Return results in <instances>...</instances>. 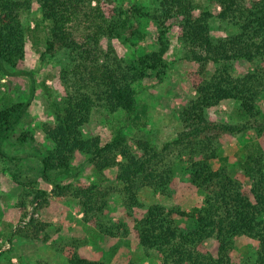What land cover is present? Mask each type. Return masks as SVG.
<instances>
[{
  "label": "trees",
  "instance_id": "obj_1",
  "mask_svg": "<svg viewBox=\"0 0 264 264\" xmlns=\"http://www.w3.org/2000/svg\"><path fill=\"white\" fill-rule=\"evenodd\" d=\"M32 1L0 0V72L32 79L27 102L0 109V176L7 163L19 160L6 152L5 144L26 115L36 89L33 73L24 68V17L31 13ZM36 1L43 21L50 23L46 45L38 50L40 62L52 61L60 67L64 93L50 104L53 122L42 126L53 149L36 155L42 165L41 179L51 185L52 192L23 190L17 206L22 214L20 224L28 218V204L38 210L50 197L69 199L80 206L86 225L111 238L127 236L126 224L107 218L109 202L116 195L133 223L142 251L147 256L156 252L161 264H238L232 255L238 237L258 243L255 259L246 258L241 264H264V149L253 142L242 148L238 157L242 178L233 177L227 167H213L220 155L221 137L264 127L258 108L264 95V0H210L219 8L217 14L208 10L197 14L198 0H155L147 12L136 6H117L115 0ZM143 18L155 24L158 47L125 59L113 42L142 41L145 34L139 20ZM216 23L227 32L225 36H212ZM173 26L184 58L198 66L189 73L195 97L181 107L182 130L177 138L162 148L139 131L130 138L117 129L105 144L98 136L84 138L82 129L95 110L121 113L127 124L140 127L145 112L139 111L137 97L143 82L150 77L161 81L169 70ZM242 60L254 67L234 77L232 66ZM225 101L238 102L247 121L231 125L211 120L209 110ZM26 137L23 133L19 138L22 148L28 147ZM77 154L87 156L99 176L117 168L115 184L76 181L78 171L72 162ZM182 159L189 164L192 184L206 195L203 206L190 213L158 203L145 206L141 195L146 190L169 195L174 167ZM13 178L17 181L18 177L14 174ZM141 209L145 213L138 217ZM177 218H187L193 226L184 230ZM46 228L32 217L13 235L48 242L47 235L41 237ZM211 239L218 242L215 256L204 247ZM79 247L77 240L54 245L68 264H104L82 257Z\"/></svg>",
  "mask_w": 264,
  "mask_h": 264
},
{
  "label": "rangeland",
  "instance_id": "obj_2",
  "mask_svg": "<svg viewBox=\"0 0 264 264\" xmlns=\"http://www.w3.org/2000/svg\"><path fill=\"white\" fill-rule=\"evenodd\" d=\"M209 1H197L200 8L197 14L200 10H208L214 14L219 12V8L212 6ZM115 5L125 9L136 6L147 12L154 7L155 0H115ZM24 25L27 30L24 68L33 73L36 89L26 115L11 133L12 138L5 144L6 152L18 157L19 160L7 163L0 176V264H68L65 256L58 252L54 245L70 240H77L80 243L79 253L82 257L104 264H161L156 252L147 256L142 251L133 231V223L125 216L121 201L116 195L109 202L107 218L116 223L126 224L129 230L127 236L111 238L86 225L83 222L80 206L69 199L50 197L49 203L38 210L35 205L28 204L26 209L28 218L20 224L22 214L17 206L23 190L27 188L52 192L51 185L41 179L42 165L36 155L39 152L44 156L53 149L54 145L43 133L42 126L53 122L50 104L64 93L60 81V67L52 61L40 62L38 50H43L46 45L50 23L43 21L41 8L36 0L32 1L31 13L24 17ZM139 28L145 34L142 41L113 42L121 57L131 60L142 53L157 49L158 33L155 24L143 18L139 20ZM226 33L217 23L212 26L213 37L225 36ZM169 40L167 59L170 68L166 75L161 81L156 77H150L141 85L137 104L139 111H144L145 114L141 119L140 127L127 124L121 113L114 115L105 110H95L90 123L82 129L84 138L98 136L105 144L114 137L117 129H122L130 138L139 131L158 148L177 138L182 130L181 107L186 101L195 97L189 73L195 71L198 66L184 58L183 46L177 39L176 26L171 28ZM253 67V64L247 61H238L232 66V74L234 77H242ZM31 85L32 79L28 76H6L0 72V109L27 102ZM258 108L263 123L264 95L259 98ZM209 116L211 120L223 124L237 125L247 121L236 101H225L210 109ZM261 130L255 128L244 135L221 137L220 155L213 162V167L215 169L227 167L233 177L242 178L238 168L239 154L249 142L257 143L264 149V127ZM23 133L27 134V148L19 145V138ZM72 164L78 171L76 181L103 186L115 184L117 168L108 169L103 176H99L88 161V157L82 154H77ZM188 166L185 159L176 163L175 177L169 195L163 196L146 190L141 195V202L145 206L158 203L169 209L177 207L186 213L202 207L206 195L192 184ZM14 174L17 175L18 182L13 178ZM144 213L145 209H141L138 217ZM32 217L47 225L41 237L47 235L48 242L13 235L18 226H25ZM177 222L184 230L193 226V222L187 218H177ZM204 247L215 256L218 242L214 239L208 240L204 243ZM257 249L258 243L255 240L238 237L232 253L233 259L238 264L246 258L253 260Z\"/></svg>",
  "mask_w": 264,
  "mask_h": 264
}]
</instances>
